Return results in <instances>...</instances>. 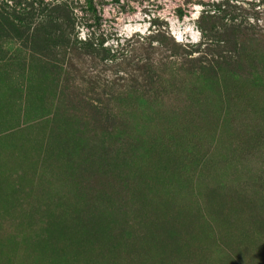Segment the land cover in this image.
<instances>
[{
	"label": "rangeland",
	"instance_id": "1",
	"mask_svg": "<svg viewBox=\"0 0 264 264\" xmlns=\"http://www.w3.org/2000/svg\"><path fill=\"white\" fill-rule=\"evenodd\" d=\"M91 1L0 0V264H264V0Z\"/></svg>",
	"mask_w": 264,
	"mask_h": 264
},
{
	"label": "trees",
	"instance_id": "2",
	"mask_svg": "<svg viewBox=\"0 0 264 264\" xmlns=\"http://www.w3.org/2000/svg\"><path fill=\"white\" fill-rule=\"evenodd\" d=\"M88 3H89V5H90V7L92 8V10H93L94 12H96V7L93 5L92 1H91V0H88ZM85 46H87V45H85ZM87 48H88V46H87Z\"/></svg>",
	"mask_w": 264,
	"mask_h": 264
}]
</instances>
